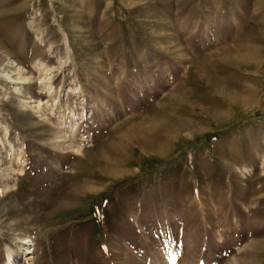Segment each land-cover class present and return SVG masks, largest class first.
<instances>
[{
    "label": "rangeland",
    "instance_id": "1",
    "mask_svg": "<svg viewBox=\"0 0 264 264\" xmlns=\"http://www.w3.org/2000/svg\"><path fill=\"white\" fill-rule=\"evenodd\" d=\"M8 259L264 264V0H0Z\"/></svg>",
    "mask_w": 264,
    "mask_h": 264
},
{
    "label": "bare ground",
    "instance_id": "2",
    "mask_svg": "<svg viewBox=\"0 0 264 264\" xmlns=\"http://www.w3.org/2000/svg\"><path fill=\"white\" fill-rule=\"evenodd\" d=\"M18 70V69H17ZM20 71V70H19ZM11 73V72H10ZM16 73V72H15ZM18 73H20V72H18ZM5 75V74H4ZM18 75V74H17ZM21 75V78L23 79V81L25 82V81H27V80H29V78H30V76H28V75H26V74H24L23 72L20 74ZM19 76V75H18ZM4 77V76H3ZM5 78L6 79H8V80H10L11 81V77L10 76H5ZM7 80V81H8ZM42 80H44V79H42ZM22 81V80H21ZM45 88V87H44ZM17 93V92H16ZM31 103V102H30ZM34 105L33 106H31V108H32V110H35L36 112H38V110H39V108H42V107H40V102H37L36 104L34 103V102H32ZM31 103V104H32ZM30 105V104H29ZM41 110V109H40ZM58 131V130H57ZM69 142V141H68ZM71 144V143H70ZM24 246L26 247V248H24V251L23 252H25V255H29L30 254V247H32L33 246V244H32V241L31 240H29V239H25L24 240ZM9 257V256H8ZM10 258V257H9ZM30 259V258H29ZM8 262V264H14L13 263V261L12 260H10V259H8L7 260Z\"/></svg>",
    "mask_w": 264,
    "mask_h": 264
}]
</instances>
